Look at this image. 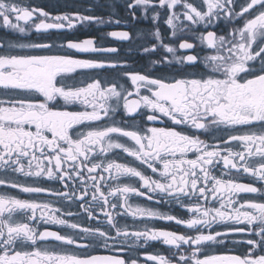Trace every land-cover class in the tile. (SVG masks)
<instances>
[{"label": "snow or ice", "instance_id": "6c2138e0", "mask_svg": "<svg viewBox=\"0 0 264 264\" xmlns=\"http://www.w3.org/2000/svg\"><path fill=\"white\" fill-rule=\"evenodd\" d=\"M124 6L133 20L139 18L138 9L144 18L151 9L153 22L161 15L156 9L165 10L173 38L178 32L198 33L200 45L210 53L177 55L157 27L152 34L158 43L144 46L143 52L163 48L171 58L163 55L151 63L175 64L174 74L123 71L134 91L120 79L96 76L69 84L66 78L78 70L126 65L41 54L53 45L30 39L31 32L103 23V18L79 12L53 16L19 0H0V27L18 34L15 42L0 41V187L30 197L0 193V264H140L111 253L135 249L141 240L174 250L171 258L146 254L155 264H264V199L240 195L264 197V188L232 178L247 174L264 183V0H125ZM221 23L227 31L212 30ZM108 35L130 39L127 31ZM60 47L81 54L118 52L96 45L94 39ZM195 47L179 39V50ZM76 105L80 107L74 109ZM121 107L133 121L139 117L149 123L117 121ZM221 129L226 138L211 143L200 138L201 132ZM121 153L133 162L122 161ZM41 181L62 188L45 187ZM42 193L78 203L81 212L64 213L52 201L38 200ZM132 197L151 203L133 204ZM161 203L178 205L188 218L151 206ZM57 212L86 214L98 226L70 222ZM117 217L145 226L130 231ZM152 220L173 221L189 231L150 227ZM48 223L74 231L38 227ZM230 244L248 247L244 255L209 254ZM96 249L109 254H94Z\"/></svg>", "mask_w": 264, "mask_h": 264}, {"label": "flooded vegetation", "instance_id": "af4514ba", "mask_svg": "<svg viewBox=\"0 0 264 264\" xmlns=\"http://www.w3.org/2000/svg\"><path fill=\"white\" fill-rule=\"evenodd\" d=\"M24 5L39 9H43L44 11L50 13L51 15H63L65 13L71 14L75 12H79L82 15H90L96 17H102L103 23L100 22H84V23H76V27L72 29H63V30H49L47 33L37 34L34 31L31 32L30 39L39 41V42H47L53 45L51 49L40 50L41 54H70L75 58H93L98 60H115L121 64H125L126 67L123 69H103V70H78L76 73L70 74L66 78V82L69 84L76 83L78 84L82 80H89L91 77H99L101 80L106 81H114L116 79H120L121 82L125 83V86L128 89H132L131 82L127 81L126 78L122 76L123 71L128 72H138L141 74L147 73L151 76H168L170 74H174L178 66L173 64L172 67L161 66L159 64L153 65L151 63L152 60H159L163 55H168L171 58V54L165 53L163 48H159V50L155 53H144L143 47H150L153 43H158L156 41L155 36L152 34L155 32L158 27L161 36L163 37L164 43H171L174 47L177 48V55L181 54H199L203 57L206 54H209L211 50L200 45L198 37V33L196 36L191 33H177V37L173 38L171 36L172 30L167 26L165 20L167 19V13L165 10L156 9L161 12L159 19L156 22H153L152 10H149V14L147 18H144L141 14V11L137 10V16L139 17L136 20H133L129 11L124 6L125 0H19ZM198 2V0H197ZM158 3V0H157ZM110 5H114L110 6ZM39 16V13L36 14ZM111 18V19H110ZM119 19L120 23H115V20ZM38 22V21H37ZM23 24V22H20ZM187 23V22H185ZM217 33H222L227 31L226 26L221 23L215 29H212ZM112 31H127L130 34V39L127 41H120L108 35V33ZM18 38V34L14 33L10 29H5L0 27V41L5 43L7 42H15ZM186 39L189 42H194L196 47L193 50H179L178 42L179 39ZM85 39H94V42L98 46L103 47H115L118 49L116 53H96V54H81L76 53L74 50H68L66 47L62 48L61 45H65L68 41H83ZM202 67V66H201ZM193 71L195 69H189ZM74 78V79H73ZM134 91V89H132ZM143 91V90H142ZM131 98V97H130ZM79 105L73 106V108H79ZM115 119L117 121L127 120L129 124H148L146 120H141L139 117L135 118L133 121V117L126 116L121 107L120 112L116 115ZM155 126H163L159 122H156ZM228 135L226 130H219L213 132H201L200 138L204 139L207 142H213L219 138H226ZM118 151V150H117ZM192 156V154H189ZM121 160H126L129 163H132V158L126 157L123 153L120 154ZM194 158V157H193ZM219 175V171L216 173ZM228 178V177H226ZM234 179L239 182H243L246 184H253L254 186L264 188V183L257 181L254 177H250L247 174H233ZM20 182H24L25 178L20 177ZM31 182V181H28ZM41 183L45 187H54L58 190L62 188V186L57 182L52 181H41ZM0 193H8L15 196H18L22 199L30 198L28 194L21 193L17 189H5L0 187ZM241 197L247 196L248 198H257L264 199V197H260L257 194H240ZM40 201H52L53 207H59L62 209L64 213L68 211H72L74 213L81 212L78 203L70 204L67 201L60 202L56 197H49L45 194H39L36 197ZM90 199V197H89ZM133 204H141V205H149L151 202L144 200L142 197H132L130 200ZM152 207L158 209L162 213L172 214L184 219H187L189 214L178 205L172 203H161L159 205L151 204ZM122 211V210H121ZM95 212L97 214L100 213V208H95ZM56 216L62 219L69 220L70 222H75L82 224L83 226H98V222L95 220H88L86 214L81 213L80 216H67L61 215V213H54ZM101 220L104 218L101 216ZM120 225L123 226L125 223L129 225V230L133 229H143L144 224L140 221H133L131 217H117ZM148 226L155 227L157 229L170 230L175 231L177 233H185L187 230L182 225H176L173 221H164V220H152L148 221ZM41 230L47 228L50 231H57L62 233H71L72 229H69L65 226L56 225L53 223L48 224H40L38 226ZM239 238V234L237 235ZM127 248V245L125 246ZM247 245H229V248L223 247H215L209 250V254H236V255H244L247 249ZM169 246L164 245L159 241H149L147 244L144 243L143 240L138 242V246L132 250H126L122 253L113 252L111 254L121 256L125 259H137L140 264H155L154 261L146 260V254L153 255H164L167 258L172 257V252ZM94 254H109L101 249L94 250Z\"/></svg>", "mask_w": 264, "mask_h": 264}]
</instances>
